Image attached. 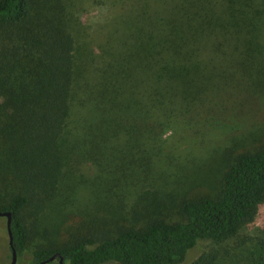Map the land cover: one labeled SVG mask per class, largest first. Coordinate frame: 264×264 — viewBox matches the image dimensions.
Masks as SVG:
<instances>
[{
    "label": "trees",
    "instance_id": "trees-1",
    "mask_svg": "<svg viewBox=\"0 0 264 264\" xmlns=\"http://www.w3.org/2000/svg\"><path fill=\"white\" fill-rule=\"evenodd\" d=\"M88 13L82 0H0V211L17 260L43 211L76 207L66 182L93 162L147 181L167 123L184 127L178 139L239 116L264 129V0H97L96 31ZM234 150L218 195L149 207L112 232L97 222L29 264L56 252L62 264H181L203 241L188 264H264V230L241 235L264 202V140Z\"/></svg>",
    "mask_w": 264,
    "mask_h": 264
},
{
    "label": "rangeland",
    "instance_id": "rangeland-1",
    "mask_svg": "<svg viewBox=\"0 0 264 264\" xmlns=\"http://www.w3.org/2000/svg\"><path fill=\"white\" fill-rule=\"evenodd\" d=\"M82 1L84 8L86 7L89 12L90 24L96 31L97 0ZM106 14H109L107 10L103 15ZM90 32L93 34V28ZM258 106L260 105L257 103L253 107ZM244 122V118L240 116L239 119L231 121L222 120L219 123L223 125L221 127L203 128L199 132L188 131L181 139L176 138L177 130L183 131L184 127L177 128L175 123L165 124L161 138L164 147L161 146V149L152 156L154 174L147 181L127 176L126 173L125 176L119 160H107L104 168L100 169L97 163L93 162L91 173L81 171L82 173L66 182L68 196L70 200L76 199V207L63 202L54 204L42 212L40 216L42 222L39 225L31 223L32 235L17 264H29L33 250L37 246L59 245L75 235L88 234L94 231L93 227L97 222V231L112 232L121 224L134 223L137 215L143 219L140 223L144 222L149 207H154V215L174 211L176 213L182 200L187 197L218 195L223 172L229 164L225 158V154H228L227 149L235 148V153L252 150L264 140L263 128L251 133L249 130L251 128ZM228 136L236 137L228 140ZM103 170H106V173H103ZM158 174H162V181ZM72 216H76L75 222L70 221ZM173 218L176 219L178 216L175 215ZM263 230L264 202L259 205L255 219L242 229L241 235L254 237ZM206 246L207 242H200L181 264L191 262ZM245 246H251V242L248 241ZM10 261L6 217L0 216V264H10ZM45 264L59 262L55 258Z\"/></svg>",
    "mask_w": 264,
    "mask_h": 264
},
{
    "label": "water",
    "instance_id": "water-1",
    "mask_svg": "<svg viewBox=\"0 0 264 264\" xmlns=\"http://www.w3.org/2000/svg\"><path fill=\"white\" fill-rule=\"evenodd\" d=\"M0 216L6 217V230L8 234V244L11 248V261L10 264H17V252L13 245V234L11 230V221H12V214L10 211H0ZM57 256H60L58 252L54 253L52 256H50L48 259L39 262L38 264H45L53 259H55ZM60 264H62V258L59 259Z\"/></svg>",
    "mask_w": 264,
    "mask_h": 264
}]
</instances>
